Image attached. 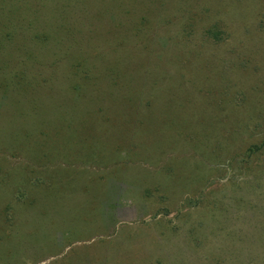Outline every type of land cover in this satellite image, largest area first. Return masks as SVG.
<instances>
[{"label":"rangeland","instance_id":"obj_1","mask_svg":"<svg viewBox=\"0 0 264 264\" xmlns=\"http://www.w3.org/2000/svg\"><path fill=\"white\" fill-rule=\"evenodd\" d=\"M5 1L0 33L17 38H0V80L10 83H0V110L10 97L20 104L0 116V264H264V148L246 154L264 142V0ZM64 8L76 24L59 43L39 52L42 43L25 41L58 29ZM209 29L216 41L188 66L185 88L170 87L194 100L190 109L153 117L132 105L163 95L152 80L170 86L162 73L132 69L134 55L127 71L112 56L95 67L75 61L122 35L170 57L200 40L188 32ZM30 49L35 60L23 57ZM23 69L28 80L17 85ZM130 91L134 102H124ZM198 126L220 145L196 138Z\"/></svg>","mask_w":264,"mask_h":264},{"label":"trees","instance_id":"obj_2","mask_svg":"<svg viewBox=\"0 0 264 264\" xmlns=\"http://www.w3.org/2000/svg\"><path fill=\"white\" fill-rule=\"evenodd\" d=\"M3 2H7L5 0H2ZM115 2H117V0H112ZM120 2V4L123 5L122 2H124V0H118ZM113 2V3H114ZM43 7H45L44 5H42ZM112 6V10L110 11L111 13L114 12L113 8L115 6ZM110 6V7H111ZM126 6V5H124ZM64 7L67 8L66 5H64ZM109 10H106V12L108 13ZM125 12L127 10H124ZM123 11V12H124ZM62 16H57V19L54 20L55 23H60V24H57L58 26V29L55 28V30H49V31H42V32H39L37 34H34L33 37L32 36V33L27 35V37L25 38V41L27 40L30 44H33L34 42H39V43H42L40 44V47L38 48L39 49V52L40 51H43V50H46L47 48V45L52 41L54 42L55 44L56 43H59V42H56V40L58 38H60V36L64 35L65 36V33H67L68 30H65L68 25H75L76 22L74 23V21L71 22V18L69 17V14H68V10L67 9H60L58 11ZM67 12V13H66ZM127 12H132L133 13V9L131 8V10L127 11ZM63 13H66V16H63L64 14ZM102 14V13H101ZM143 20H147L146 18L143 19ZM18 23V22H16ZM23 23H31V22H28V20H24ZM12 24H15V22H10V24H3L4 27H7L9 25H12ZM49 27V26H47ZM54 27V26H53ZM74 28L73 27V31L74 32ZM48 30V29H47ZM140 31V30H139ZM198 32V31H197ZM196 31H194V35H191L188 34L187 35H190V36H199L200 40L198 41H190V42H187L186 45L184 46H180V50L176 51L172 56L170 57H166L165 56V53H163L162 51L161 52H157V50L154 48L155 44H157L156 42H154L153 40H145L143 41L142 43V48L141 47H137V46H130L131 44H128L126 43L125 40H123L122 38H124V35L121 36L120 40L118 42H116L115 40H112V39H108V50L106 52H95V56H93L92 54L89 55L88 57L84 56V58H81V59H78V60H75L77 62H86V63H91L92 61H94L95 63L93 64V66L95 67V64H96V60L95 59H98L97 57H100L104 60V58L106 56H112V57H117V59L119 60L117 64L120 63V68L122 70L125 69L127 71V65H129L128 62V59H130V57L132 55V63H131V68L133 69V67L135 68H138L139 70L136 71V72H142L144 73L145 75H148V73H151V72H158V73H162L163 76H162V80L165 78L166 81L170 82V86H168L167 89L165 90H162L161 87H162V81H159L157 82V80H152L153 81V84L156 85L157 87H160L159 89H156V90H161V91H158L160 93H163L162 94H159V95H149V96H144L143 100H141L140 102L142 103V105H139L138 102L135 100L134 102V98L132 97V94H131V91L126 94V98L124 99V102H127V103H136V104H132L134 106H139L140 108H142V106L146 107V111L149 113L152 114L153 117L159 115V114H163L164 111H166L168 113V110H167V107L169 106L170 108L173 107L175 108L174 110H176V105H180L181 103H183L182 105L186 108V109H190L192 105H194V100L191 99L189 96H182L183 93H177V92H171L170 91V87H172L171 89L175 88V89H180V91L183 90V88H185V86L187 85V77L189 74H191V71L192 70H187L188 66H195V64L197 63V60L199 59H202L203 56V48H205V46L208 45V43L210 44V42L213 41H216L213 39L212 35H214V32L209 29V30H202L201 32H198L197 33ZM200 33V35H199ZM122 34H125L124 32ZM127 35V34H125ZM8 36V37H7ZM217 36V35H216ZM112 38H115V36H111ZM218 37V36H217ZM0 38L2 40H7V41H4L3 43H8V42H11L13 40H16L17 38V31L14 30H10V31H7V32H1L0 33ZM114 41V42H112ZM82 42H86V43H89V41H82ZM6 46V45H5ZM36 46V44H35ZM96 47H98L96 44H90V48L93 49V53L94 51L96 50ZM133 47V48H132ZM145 49L147 50V52H149L148 55L146 56H142V52L141 50L142 49ZM1 49V48H0ZM32 51V49L28 50L27 52L24 51L23 53V57H30L32 58V60H35L36 58V53H30ZM101 53V54H100ZM155 54V55H154ZM22 56V55H21ZM35 56V57H33ZM100 58V59H101ZM136 61L138 63H136ZM23 62L25 63V59L23 60ZM18 63V62H17ZM177 63V64H176ZM107 66L106 68L109 69V70H113L112 72H119L121 71L120 68L118 66H110L111 64L110 63H107ZM172 64H175L177 68H175L174 72H173V66ZM134 65V66H133ZM180 65L181 66V69H180ZM123 66V67H122ZM126 67V68H124ZM130 66L128 67V73H132L133 70H130L131 69ZM7 69V68H6ZM5 67H2L0 66V73L3 74V76L8 73L6 70ZM193 69V68H192ZM209 69V68H207ZM193 70H196V71H202L201 69H197V68H194ZM18 71H22V70H18ZM135 72V71H133ZM16 78H19V81L17 83V85H25V81L28 80L27 76H26V70L23 69V72H20V73H16L15 74ZM119 76V74H118ZM1 78V76H0ZM87 78L90 79L92 78L89 74L87 75ZM140 78V77H139ZM171 78L173 79L172 81ZM142 79H147V80H151L149 77H145V78H142ZM139 80V79H137ZM0 83H1V87L5 88V90H8L9 89V82H7V80H0ZM119 85V81L115 82L114 84H111L110 86H113V87H118ZM138 86L139 84L138 83H134V84H131V85H128L126 86L127 88H132V86ZM144 87H146L145 85H143ZM125 87V86H124ZM29 85H27L25 87L24 90L26 89H29ZM142 88V87H141ZM163 88V87H162ZM73 89L76 91H80L77 84L76 86H73ZM155 90L153 88H150V90L148 91H152V90ZM95 90V89H94ZM27 92V91H26ZM153 92V91H152ZM7 93V91L5 92ZM113 93V92H112ZM156 93V92H154ZM113 95V94H111ZM107 97L109 98L108 94H107ZM154 97H156V100H157V104L159 103H165L164 104V107H157L155 108L154 105L152 102H153V99ZM10 101V102H9ZM9 102L6 106V108H8L9 105H19L20 103V99L18 97H15V98H9V100L7 101ZM6 102V103H7ZM217 103L215 101H213V105H216ZM130 105L129 107H126V109L129 111L131 106ZM5 108V109H6ZM1 109V108H0ZM4 109V110H5ZM4 110H0V116L1 114L4 112ZM145 110L142 109L140 114L142 112H144ZM170 112L172 113V111L170 110ZM146 113V112H145ZM144 114V113H143ZM195 129V128H194ZM200 129V130H199ZM191 130V128L189 129V131ZM193 132L196 134V138L199 136L202 138L203 141H210V142H214L216 145H220L221 142L217 141L216 139V136L215 137H212V138H208L207 134H210L209 132H207L204 128H202L201 126H198V128L196 130H193ZM226 139L228 140V143L230 144L229 146H233L234 144V141L231 137L229 136H225ZM196 139L193 140V144H191L193 146L194 149H196L197 147L195 146L197 143V141H195ZM103 142L105 143H109L111 142L110 141H107V140H103ZM224 143V142H223ZM117 145V144H115ZM228 147V149L230 148L227 144L225 145ZM224 145L221 147L219 146L220 149H225ZM264 148V142L261 144V145H257V144H251L249 145V147L247 148L246 150V154H247V157L249 158L251 155H255L259 152H261ZM170 150L174 151V147L171 148ZM200 157L201 159L204 158L203 156L201 155H198L196 157V159ZM146 159H149V160H146V161H151L152 159L150 158H146ZM199 166L201 167L202 164L199 163ZM193 203V202H192ZM197 205H199V203L197 202L196 203ZM197 205H195V207H197ZM166 213H168V211H166Z\"/></svg>","mask_w":264,"mask_h":264},{"label":"crops","instance_id":"obj_3","mask_svg":"<svg viewBox=\"0 0 264 264\" xmlns=\"http://www.w3.org/2000/svg\"><path fill=\"white\" fill-rule=\"evenodd\" d=\"M139 193V195H142L143 194V192L141 193V191L140 192H138ZM118 205H121V204H113V206L115 207V206H117L118 208L120 207V206H118Z\"/></svg>","mask_w":264,"mask_h":264}]
</instances>
